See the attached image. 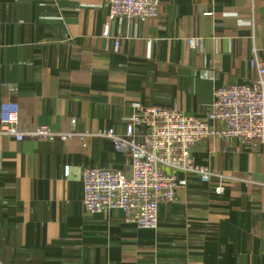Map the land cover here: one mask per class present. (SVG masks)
Segmentation results:
<instances>
[{
    "label": "crops",
    "instance_id": "1",
    "mask_svg": "<svg viewBox=\"0 0 264 264\" xmlns=\"http://www.w3.org/2000/svg\"><path fill=\"white\" fill-rule=\"evenodd\" d=\"M108 15L104 0H0V118L15 105L20 130L64 132L75 119L91 134L86 147L0 135V263L264 264V153L247 143L197 144L193 162L224 190L187 176L155 230L82 207L86 169L129 173V156L96 133L123 135L133 103L203 119L216 89L255 78L264 0H159L145 22Z\"/></svg>",
    "mask_w": 264,
    "mask_h": 264
},
{
    "label": "built area",
    "instance_id": "2",
    "mask_svg": "<svg viewBox=\"0 0 264 264\" xmlns=\"http://www.w3.org/2000/svg\"><path fill=\"white\" fill-rule=\"evenodd\" d=\"M109 7V20L122 17L145 22L157 17L159 0H104ZM253 1V0H249ZM107 36V29L105 30ZM191 49L196 40L187 41ZM113 51H118V41ZM248 66L256 76L246 84H230L216 89L213 101L203 119L177 108L131 105L132 113L124 118L125 131L117 135L113 129L96 133L109 139L115 151L130 158L129 173L110 169L88 168L82 175V207L90 214H107L118 209L127 223L139 229L155 230L158 206L175 200L176 191L187 184L186 177H197L201 183H214L216 194L224 190L220 179L207 167L193 162L192 149L213 138L233 139L247 143L264 153V66L257 49L249 50ZM0 135L16 142L44 139L67 142L78 139L83 147L91 134L76 130V120L69 121L67 131L58 132L47 126L19 129V112L15 105L3 107ZM67 169L65 174H67ZM177 174H182L178 178ZM259 188L264 194V183ZM1 264V263H0Z\"/></svg>",
    "mask_w": 264,
    "mask_h": 264
}]
</instances>
